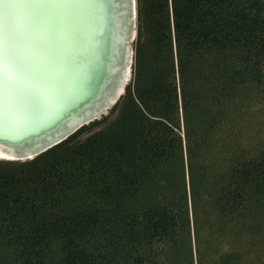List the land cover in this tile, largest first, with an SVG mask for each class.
<instances>
[{"label":"rangeland","instance_id":"obj_1","mask_svg":"<svg viewBox=\"0 0 264 264\" xmlns=\"http://www.w3.org/2000/svg\"><path fill=\"white\" fill-rule=\"evenodd\" d=\"M166 2L135 0L131 75L106 114L33 159L0 160V191L7 195L0 199V219L12 216L27 224L42 216L40 210L22 204L16 194L39 181L53 159L75 162L79 171H87L86 179L70 182V189L47 202L49 208L44 210L60 218L79 208L96 220L91 242L98 245L101 237L100 254L90 264H240L247 241L255 242L264 264V52L258 57L251 54L245 74L241 147L247 163L242 177L251 191L250 209L236 216L227 196H219L225 184L224 150L228 142L231 147L237 143L236 139L226 141L221 125L215 129L218 141L212 151V182L218 181L212 185L214 195L209 200L199 192L194 210L184 148L180 150L172 140L167 122L177 123L180 101L176 46L166 21ZM187 61L195 75L198 61L194 57ZM192 81L191 91L198 88ZM218 117L223 123L221 113ZM151 212L163 229L160 241L149 236L153 222L145 219Z\"/></svg>","mask_w":264,"mask_h":264},{"label":"trees","instance_id":"obj_2","mask_svg":"<svg viewBox=\"0 0 264 264\" xmlns=\"http://www.w3.org/2000/svg\"><path fill=\"white\" fill-rule=\"evenodd\" d=\"M166 7V21L176 46L180 101L179 114L175 110L177 123L167 122L172 140L177 141L180 150L184 148L190 201L195 210L199 192L212 200L215 191L212 185L218 182H212V151L218 141L215 129L222 125L226 141L236 139L237 143L231 147L228 142L224 150L222 180L225 184L218 193L227 196L232 214L243 215L250 209L251 192L242 177L247 163L241 147L245 74L251 54L258 57L264 52V0H167ZM189 57L198 61L195 75L188 70ZM194 79L198 88L188 90V84H193ZM148 113L155 116L149 109ZM79 168L75 162L53 159L39 181H34L21 195L16 194L22 204L40 210L42 216L27 224L11 219L12 216L1 217L0 248L4 249H0V264H90L99 256L101 237L97 238L98 245L92 244L91 229L96 220L86 210L71 209L60 218L44 210L49 208L47 202L70 189V182L86 179L87 171ZM2 197H7L5 191H0ZM145 220L153 222L148 229L149 236L160 241L163 229L156 225L159 218L154 220L151 212ZM56 229L60 232L56 233ZM240 258V264L261 263L255 242L244 244Z\"/></svg>","mask_w":264,"mask_h":264},{"label":"snow or ice","instance_id":"obj_3","mask_svg":"<svg viewBox=\"0 0 264 264\" xmlns=\"http://www.w3.org/2000/svg\"><path fill=\"white\" fill-rule=\"evenodd\" d=\"M105 7L113 0H0V139L15 143L91 86Z\"/></svg>","mask_w":264,"mask_h":264},{"label":"bare ground","instance_id":"obj_4","mask_svg":"<svg viewBox=\"0 0 264 264\" xmlns=\"http://www.w3.org/2000/svg\"><path fill=\"white\" fill-rule=\"evenodd\" d=\"M106 7L104 8V10ZM116 11L115 16L121 21L118 23L113 30V32H117L116 37L113 39L115 46L117 48V52H115L113 58L108 63L109 71L106 74V79L101 83L100 92L95 93V95H89L93 92L87 89L82 95H80L77 99L73 101L72 104L68 105L63 111V114H60L58 117L50 119L44 123H40L39 127H34L27 135L17 138L15 143H6L2 139H0V160L3 161H24L30 160L35 158L38 154L48 150L52 146L58 144L59 142L66 139V137L56 141L57 139L61 138L65 133L74 127L77 121L74 119H70L60 130L56 133L52 132L56 124H58L65 115L66 111H72L75 109L81 110V116H78L75 120H81L83 115L90 117L96 114L98 107V102L103 104L109 98H113L120 90V86L122 82L125 80L123 91L120 92L114 101L113 105L120 99L122 93L124 92V88L130 78L131 75V66H132V58H131V43L133 41L134 35V26H135V19H136V3L135 0H116L114 3V10ZM104 35L108 32H111L112 24L108 22L104 18ZM105 53L107 48L109 47V41L104 37L103 40ZM113 51L111 52V54ZM98 69L96 74H101V71ZM105 84V85H104ZM107 84V85H106ZM109 88V89H108ZM97 95V96H96ZM95 96V97H94ZM104 96V97H103ZM88 97V98H87ZM103 97V98H102ZM102 98V101H100ZM92 101V102H91ZM91 102V103H90ZM112 105V106H113ZM88 106V111H84L85 107ZM93 107V108H92ZM111 108V107H109ZM107 108V109H109ZM84 111V112H83ZM106 113H101L100 116L93 117L87 122H84L83 125L99 119L102 115ZM50 133V136H44L42 141L37 144H25L21 146L20 143L27 140L28 137H38L41 135L42 132ZM28 136V137H26ZM55 142L52 145L51 142ZM49 145V146H48ZM46 146L44 149H40ZM40 149V150H39ZM11 158V159H6Z\"/></svg>","mask_w":264,"mask_h":264},{"label":"water","instance_id":"obj_5","mask_svg":"<svg viewBox=\"0 0 264 264\" xmlns=\"http://www.w3.org/2000/svg\"><path fill=\"white\" fill-rule=\"evenodd\" d=\"M116 2V0H113V7L111 8H107L104 10V18L110 22V24H112V29H111V32H108L104 35V37L109 41V47L107 48L106 50V53L104 55V58H103V62L102 64L100 65L99 67V70L101 71V74H95L94 77H93V80H92V83H91V86L88 88L90 91H93L89 97L91 95H95V93H99L100 92V87H101V83L106 79V74L107 72L109 71V67H108V63L111 61V59L113 58L115 52H117V48L115 46V43L113 41V39L116 37V34L117 32H113V30L115 29L116 25L118 23H120L121 21L118 19L117 16H115V13L116 11H113L114 10V3ZM113 51V53L111 54V52ZM99 71V72H100ZM124 83H125V80L122 82L121 86H120V90L119 92L116 94V96H114L113 98H109L106 102H104L103 104H101L100 106V103L98 102V107L97 108V112L95 115L93 116H90V117H87V116H84L82 117L81 120H75L76 118H78V116H81V110L79 109H75V110H72V111H66L65 112V115L64 117L62 118V120L56 124V126L54 127L53 131L52 132H57L58 130H60V128H62L64 126V124H66L70 119H74V121H77L76 124L74 125L73 128H71L70 130H68L65 135H63L61 138L55 140L56 141H59L60 139L66 137L67 135H69L70 133H72L74 130H76L77 128H80L84 122H87L89 121L90 119H92L93 117H96V116H100L101 113H107L109 107H112L114 101L116 100L118 94L120 92L123 91V86H124ZM105 85V84H104ZM107 85V84H106ZM109 89V88H108ZM97 93V95H98ZM96 95V96H97ZM95 97V96H94ZM104 97V96H103ZM102 97V98H103ZM88 98V97H87ZM102 98H100V101H102ZM92 102V101H91ZM90 102V103H91ZM93 108V107H92ZM88 106L85 107L84 111H88ZM83 111V112H84ZM64 111H61L60 114H63ZM59 114V115H60ZM53 119V118H52ZM50 120V119H49ZM48 121V120H47ZM46 122V121H45ZM44 123V122H43ZM39 127V124L37 125ZM36 126V127H37ZM50 133H45L42 132L41 135L38 137H35V138H32V137H28L27 140H25L24 142H21L20 145L21 146H24L25 144H37L39 142L42 141L43 137L44 136H50L49 135ZM54 141L51 142V144L49 143V145H52L53 143H55ZM48 145V146H49ZM46 146L40 148L41 150L44 149ZM39 149V150H40Z\"/></svg>","mask_w":264,"mask_h":264}]
</instances>
